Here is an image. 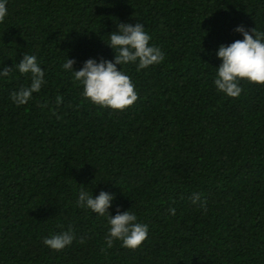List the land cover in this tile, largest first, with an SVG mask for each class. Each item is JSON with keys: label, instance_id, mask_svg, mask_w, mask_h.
I'll list each match as a JSON object with an SVG mask.
<instances>
[{"label": "trees", "instance_id": "trees-1", "mask_svg": "<svg viewBox=\"0 0 264 264\" xmlns=\"http://www.w3.org/2000/svg\"><path fill=\"white\" fill-rule=\"evenodd\" d=\"M7 9L0 67L34 54L46 83L16 106L10 93L30 77L0 80V264H264V85L241 80L230 98L213 84L215 50L242 39L233 29L264 32V0H7ZM137 22L165 55L139 72L121 66L137 101L112 110L84 100L61 65L113 60L109 34ZM81 188L113 193L109 213L134 212L146 240L106 248L107 218L76 206ZM69 229L70 246L43 245Z\"/></svg>", "mask_w": 264, "mask_h": 264}, {"label": "clouds", "instance_id": "clouds-1", "mask_svg": "<svg viewBox=\"0 0 264 264\" xmlns=\"http://www.w3.org/2000/svg\"><path fill=\"white\" fill-rule=\"evenodd\" d=\"M8 15L7 0H0V22ZM242 39L230 44H221L215 50V57L220 61L215 69L213 84L218 93L226 97L237 98L243 89L240 81L249 84L264 85V32L255 28L246 29L237 25L233 29ZM151 36L142 22L135 24L119 23L116 30L109 34L106 43L114 52L113 60L90 57L83 61L79 70L73 65L75 59L66 58L61 65L66 73H71L75 82L82 86L81 96L84 100L102 108L124 110L138 99L132 79L121 66L134 64L136 71L147 69L164 61L165 55L160 47L151 44ZM119 66V67H118ZM16 71L30 77V83L22 85L10 93V99L16 106L25 105L32 99L34 93H39L46 83L45 70L37 61L36 55L24 53L19 63L12 67H0V80L10 77ZM62 97H56V104L62 103ZM115 195L108 191H100L93 197L92 192L81 188L78 192L76 206L99 217L107 218V232L104 244L106 248L113 247L119 241L122 247L135 250L146 240L149 226L138 220L134 212L121 211L117 206L115 214L109 213L113 206ZM191 203L206 210V201L201 193H193ZM169 213L175 215V209ZM74 232L69 229L58 234L45 237L42 243L53 251H61L70 246L75 239ZM83 243V240L80 241Z\"/></svg>", "mask_w": 264, "mask_h": 264}]
</instances>
